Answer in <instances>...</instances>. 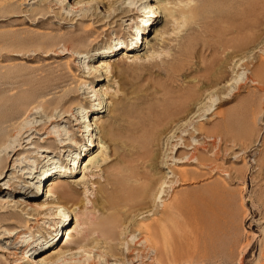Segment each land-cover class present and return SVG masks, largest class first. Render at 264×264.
<instances>
[{
    "label": "rangeland",
    "instance_id": "rangeland-1",
    "mask_svg": "<svg viewBox=\"0 0 264 264\" xmlns=\"http://www.w3.org/2000/svg\"><path fill=\"white\" fill-rule=\"evenodd\" d=\"M78 1L52 0L53 10L62 15L50 17V29H41L34 22L50 12L38 14V0H0V169L5 165L0 190L14 185L38 195L34 200L0 195V200L11 196L39 204L47 202L46 191L55 185L75 188L72 197L59 199L71 220L65 226L59 223L53 241L47 235L39 242L57 221L54 211L16 209L24 218L4 226L18 235L1 237L0 264H26L16 248L23 245L17 241L25 233V240L34 241L38 250L54 244L55 252L66 251L61 264H115L113 250L130 254L125 264H264V91L253 80L255 69L264 67V0H192L191 19L183 23L178 11L173 20L163 15L146 34L142 48L141 39L131 44L132 38L154 2L112 0L119 13L126 7L135 10L126 14L130 17L119 15L113 24L95 27L96 17L85 22L78 18L96 12L109 20L114 11L81 7ZM155 1H169L168 7L178 9L176 0ZM92 28L96 32L86 40H70ZM64 43L72 46L71 56H44L64 54ZM112 50L117 52L105 58ZM103 59L109 68L94 73ZM100 74L104 81L97 80ZM92 87L102 89L100 101H94ZM101 102V113H85L99 110ZM86 115L91 123L99 118L92 126L96 142L78 166L83 169L94 159L98 163L83 172L78 168L72 178L46 176L41 183L40 174L73 167L68 160L77 161L74 157L90 144L73 127L76 117ZM158 116L154 125L147 124ZM60 118L56 124L48 122ZM105 123L120 126L113 143H105ZM198 127L208 136H198ZM25 133L30 138L19 143ZM62 138H74L81 147L61 153L57 144ZM101 141L105 148L98 145ZM51 143L57 147L50 148ZM197 144L201 146L194 150ZM45 149L51 153H42ZM137 151L138 159L133 155ZM44 155L46 159L40 157ZM191 155L198 159L196 164ZM181 170L187 173L183 181L173 176ZM130 174L148 176L149 181H128ZM116 180L151 188L137 203L122 196L118 218L128 221L122 229H104L112 239L105 243L90 227L109 220L113 211L96 208L94 201L101 202V186ZM163 209L169 212V229H132L133 218L142 220ZM83 238L100 243L101 250L81 251L72 244Z\"/></svg>",
    "mask_w": 264,
    "mask_h": 264
},
{
    "label": "bare ground",
    "instance_id": "bare-ground-1",
    "mask_svg": "<svg viewBox=\"0 0 264 264\" xmlns=\"http://www.w3.org/2000/svg\"><path fill=\"white\" fill-rule=\"evenodd\" d=\"M64 1H70V0H64ZM116 1V0H115ZM150 1H152V2H154V3H156V4H158V5H154V3L152 4V3H149L148 4V9H146L145 10V12H144V15H142V17H143V19H142V21H141V23L140 24H138V27H137V31L135 32V34H134V37L132 38V43L131 44H138V40L139 39H141V41H142V44H141V48H142V45L144 44V42H145V38H146V34L148 33V32H150L151 30H152V27L154 26V23L156 22V21H158L160 18H162L163 17V15L165 16V17H167V18H171V20H173V19H175L176 18V14H177V11H178V14L180 15L179 17L181 18V20L183 21V23H185L188 19H189V17H190V19L192 18L191 16V14H192V12H191V3H193L192 2V0H176L177 1V3H176V1H175V6L176 7H178V9L177 10H174L173 8H170V7H168V6H170L171 5V2L170 3H168L166 0V2H165V4L164 5H162V1L160 2V1H155V0H150ZM171 1V0H170ZM38 5H37V12H38V14L40 13L41 14V12H44V11H46V12H44V13H47V12H50V14H42V15H44V17H41V16H38L37 17V19H39L38 21H36V22H34V24L35 25H38L41 29H50V27L51 26H49L48 25V22H47V19L49 20L50 19V17H57V16H59V15H62V14H59V13H56L53 9V6H54V4H53V2H52V0H38ZM117 3V2H116ZM166 3H168V4H166ZM78 4L80 5H82L83 7L85 6V7H87V6H89L90 8L89 9H91L92 7L94 8H96L97 7V9H99V8H105L106 10H108L109 12H112V11H114V13H116V14H114L113 12H112V14H110V16L109 17H107L108 19L109 18H111V19H109V20H105L103 17L102 18H100L99 16L100 15H98L96 12L95 13H93V14H89V13H83V14H81V16H80V18H78V20H80V21H82V22H85V21H91L90 20V18H94V17H96L95 19H94V21H96V26L95 27H100V26H104V25H106L105 23H107V25H108V23H109V25L113 22V20L115 19V18H117L119 15H124V18H127V17H130V14L129 15H126L127 13H129V12H131L132 10H135V7H131V8H129V7H126V8H124V11L123 12H121V13H119V12H117V10L118 9H116V7L115 8H113V2H112V0H79L78 1ZM170 4V5H169ZM78 5V6H79ZM80 5V6H81ZM81 6V7H82ZM193 8V7H192ZM195 8V7H194ZM72 8H70V10H71ZM75 9V8H74ZM35 10V11H36ZM95 10V9H94ZM127 10H129L128 12H127ZM137 10V9H136ZM32 12L33 14L34 13H36V12ZM193 12H194V9H193ZM52 13V14H51ZM100 13H102V12H100ZM191 13V14H190ZM32 14V15H33ZM177 14V15H178ZM188 14H190V16H188ZM47 15V16H46ZM137 15H140L141 16V13H137ZM30 16V15H29ZM14 17H18V16H14ZM2 19V18H1ZM60 19H63L64 20V18H62V16H61V18ZM117 19H119V18H117ZM152 19H155L154 20V22L152 21ZM179 19V18H178ZM73 21V20H72ZM102 21V22H101ZM176 21V20H175ZM178 21V20H177ZM151 22H153V23H151ZM113 24V23H112ZM135 24V23H134ZM137 24V23H136ZM129 25H131V24H129ZM141 25V26H140ZM150 25V29L148 28V26ZM148 28V29H147ZM105 30H107V28H105ZM133 27H132V30L130 31L132 34L134 33L133 32ZM122 31V30H121ZM139 31H140V33H142V35L139 33ZM240 31V30H239ZM96 32V29L95 28H92L91 30H88L87 32H85V33H83L80 37H76V36H73V37H71L70 38V40H86V38H88V37H90V35H92L93 33H95ZM138 33V34H137ZM63 40V39H62ZM1 42H3V40H0ZM0 42V44H2ZM64 42V41H63ZM4 43V42H3ZM64 45H65V48H64V54H58V53H54V52H51V53H49V54H47V55H44L45 57H50V56H56V57H61V56H65V55H69V56H71L72 54H71V52H73V48H72V46L71 45H69L68 43H64ZM138 46V45H137ZM136 46V47H137ZM117 47V46H116ZM125 47L126 48H130L131 47V45H128V44H126L125 45ZM134 48H136L135 47V45L133 46ZM5 48V47H4ZM1 50V49H0ZM7 50V49H6ZM3 51H5V50H3ZM19 51V50H18ZM88 51V50H87ZM22 52V51H21ZM117 51H115V50H112V51H110V52H108L107 53V56L105 57V58H107V57H109L111 54H114V53H116ZM3 53V52H2ZM19 53V52H18ZM87 53V52H86ZM125 53V52H124ZM36 55V54H35ZM7 56V54H5V57ZM14 57H19V55H17V54H15V55H13ZM22 56V55H21ZM126 56H127V54H126ZM128 58H131V57H133V56H127ZM74 58H76V59H79V56H74ZM80 60H81V58H80ZM105 62L106 61H104V59L102 60V61H100V66L99 67H96V70H95V72L94 73H98V72H100L101 73V71L102 70H104V69H106V68H109V65H107L106 67H105ZM89 65H87L86 66V68L85 69H88L90 72H88L89 73V76H91V75H93L94 73H93V71H92V68H89L88 67ZM91 71H92V73H91ZM97 71V72H96ZM87 73V74H88ZM210 74L209 73H207L204 77L205 78H207L208 76H209ZM93 77V76H92ZM87 78V77H86ZM98 79L97 80H99V81H104L106 78H104L103 77V74H100V76H98L97 77ZM253 80H254V82L256 83V84H258V86L261 88V90H263L264 91V67H259V68H256L255 69V71H254V73H253ZM85 85H87V83H85ZM259 88V89H260ZM92 89H93V91H94V98H95V100L94 101H100V97H102L103 95H104V93H103V91H102V89H98V90H96V88L95 87H92ZM96 90V91H95ZM105 96V95H104ZM185 99V98H184ZM225 100H230V98L228 99V97L227 98H225ZM224 100V101H225ZM186 101V100H185ZM90 102V101H89ZM221 103H223V102H220V104ZM95 106V105H94ZM99 106H100V112H99V110H96V109H94V108H90L89 109V111L88 112H85L86 114L87 113H90V115H89V117L91 116V115H97V114H99V113H101V110L103 109V102H101L100 104H99ZM180 109V108H179ZM119 110V109H118ZM73 114V113H72ZM71 115V114H70ZM70 115H66L65 117H70ZM208 115H210V114H208ZM161 116V115H160ZM160 116H158V117H156V118H151V120L149 121V123H148V121H147V124H149V125H154V123L155 122H157V120H159V118H161ZM85 118H86V120H85ZM87 117V115L86 116H82V118L80 117H76V119H75V121H74V125H73V127H75L76 128V131L78 132V133H80L81 134V137H83L84 135L88 138V141L90 142V144L89 145H85L84 146V148L82 149V151H80V155H79V157H74L75 159H78L77 161H73V160H68L69 162V164L71 163V162H73L74 163V165H73V167H70V168H61L60 170H55V171H49V172H46V173H44V174H40V176L41 175H43L41 178L39 177L38 179L41 181V183H43L42 181H43V178L44 177H46V176H48V177H57V179L56 180H60V178H72L74 175H76V171H77V169L79 168L80 169V166H81V164L78 166V164H79V162L81 163V161H82V159L85 157L86 158V156H88V155H90L89 154V149H88V147H90V146H94L95 144H94V142H96V141H94V140H92V134L94 133H92V131H93V128H92V126L93 125H95V124H97L98 123V121H99V118H94V120H93V123H91V121H90V118H88ZM163 119V118H162ZM148 120V119H147ZM169 120H171V117L169 118ZM60 121H62V119L60 118V119H52V120H50V121H48L51 125H53V124H56V123H58V122H60ZM201 121H203V120H201ZM50 125V126H51ZM100 125V124H99ZM49 126V127H50ZM8 127V126H7ZM10 127V126H9ZM95 128V127H94ZM102 128H103V130L105 131V136H104V140H105V143L107 142H109V143H113V141H115V139H117L118 138V134H119V130H120V126H116V125H114V124H112V123H105L104 125H102ZM204 129L205 128H196V132H198V136L199 135H205V136H208V134H209V132H206L207 130H205L204 131ZM30 130V129H29ZM48 130H49V128H48ZM27 131V130H26ZM34 130H31V131H28V132H33ZM28 132H27V134H28ZM35 132V131H34ZM195 133V132H194ZM26 134V133H25ZM25 134H23V135H20L21 136V139H20V141H19V143L20 142H22V143H25V139H29L30 138V136L29 135H25ZM37 134H39V133H37ZM60 136V135H59ZM20 138V137H19ZM34 139H35V137H34ZM74 139V138H73ZM66 140V139H64L63 140V138H62V140H61V144L59 145V144H57V146L59 147V148H61V153H71V151H68V150H70V149H68V150H66V148H71V147H75L76 149L77 148H80L81 146L79 145V143L77 142V140ZM95 140L97 139V138H94ZM29 143V142H28ZM43 143V142H42ZM55 143V142H54ZM54 143H51L49 146H50V148H56L57 146H56V144H54ZM100 144H103L102 143V141L101 142H99L98 143V145H100ZM105 146V144H103L102 145V148H105L104 147ZM195 146V145H194ZM201 145L200 144H197L196 145V148H194V150L195 149H199V147H200ZM85 147H87V148H85ZM186 148V147H185ZM183 146H179L178 147V149H185ZM203 148H204V145H203ZM207 148V147H206ZM21 149H23V148H21L20 147V149L18 148V150H16V151H19V150H21ZM26 149H35L34 147H32V148H26ZM138 149V148H137ZM193 149V148H192ZM189 150V149H188ZM51 153L50 151H48V150H43L42 151V153ZM143 152V151H142ZM59 154V153H58ZM128 154H130V153H128ZM139 154H140V152L139 151H137V152H135V153H133V155L134 156H136V158L138 159V156H139ZM193 154V153H192ZM194 155H196V154H194ZM194 155H191L190 156V158H191V161H192V163H195L196 164V162H198V159L196 158V156H194ZM131 156V155H130ZM41 158H43V159H46L47 158V156H40ZM84 158V159H85ZM132 159V158H131ZM4 161V160H3ZM7 161V160H6ZM134 161V160H133ZM196 161V162H195ZM3 163V162H2ZM98 162H97V160L96 159H94V160H90L89 161V163L86 165V166H84L83 167V169H80L82 172L84 171V170H87L88 168H91L92 166H94V165H96ZM185 162H180L179 164H184ZM3 165V167L0 169V178H2L3 176V169L5 168V165H4V163L2 164ZM201 166V165H200ZM130 167V166H129ZM75 169V171H73ZM79 170V171H80ZM33 172V171H32ZM32 172L31 173H29V174H32ZM45 172V171H44ZM33 173H37V172H33ZM212 173V172H211ZM27 174V173H26ZM142 174V173H141ZM141 174H136V175H131L129 178H128V181H132V182H137L138 180H139V178H143V180H148L149 179V177L148 176H143V177H141ZM173 176H175L176 177V180H177V178L179 179V180H184L185 179V177L187 176V173H186V171H184V170H181V171H178V172H176V173H173ZM35 178V177H34ZM26 179H31V180H33V177L32 178H30V177H28V178H26ZM125 179V178H124ZM117 181V182H116ZM116 181H108V183H109V185L108 186H110V187H108V186H106V187H103V186H101L100 187V189H99V193L101 194V196H102V199H100L101 200V202H99V203H101V204H99L98 203V200H96V201H94V206L96 207V208H98V207H102V209L103 210H107V211H113L110 215H109V220H107V221H104L101 225H99V226H94V227H90V229H91V231L93 232V234L95 233L96 235H98V239L99 238H102V239H104V242L105 243H107V242H109V241H112V239H111V237H110V231L108 232V231H105L104 229H111V230H113V229H122V225H124V223L125 222H127V221H123L124 223H122L121 222V220H119V218H118V214H120V213H118V210H120V208H118V206L120 205L119 203V201L121 200V198H122V196L124 197H128L129 199H131L132 201H135L136 203H137V201H139L140 202V200L144 197V195L146 194V192L149 190V187L148 188H146V187H139V186H137L136 184L135 185H130V184H128L127 183V185L126 184H124L123 182H121V181H119V180H116ZM127 181V182H128ZM149 181V180H148ZM61 182V181H60ZM124 182H126V181H124ZM139 182V181H138ZM159 182V181H158ZM41 183L39 184V185H41ZM162 184V182H160V188H161V185ZM155 185H157V184H155ZM163 185H164V183H163ZM158 186V185H157ZM28 188H29V186H28ZM36 188H38V186L36 187ZM40 188H41V186H40ZM151 188V187H150ZM159 188V189H160ZM33 189V188H32ZM74 187L73 186H71V187H66L65 186V184H59V185H55V187L54 188H50L49 190H47L46 191V193H47V195H46V201L47 202H42V203H39V204H37V203H32V202H30V201H28V200H34V199H36L37 197H38V195H36L35 194V192L33 191H31L32 193H28V192H26V191H23L22 189H19V188H17V186H14V185H9V186H5L4 187V189H2V190H0V195H13V194H15V195H20V196H24V197H26V199H28L27 201L25 200V199H23V200H20V201H18V200H16V199H10L11 198V196H9V198H5V199H2V200H0V207H1V209H2V211H0V240H1V237L2 236H6V238H14V237H16L17 238V235H18V232L15 230V229H4V226L5 225H12V224H14L16 221H20V223H21V221H22V218H24L23 217V213L21 212V211H19V210H16L17 208H19V207H23V209L25 210L26 208L28 209V210H30V211H38V212H44V211H47V210H51V211H54V214H55V216H56V218L55 219H57V221H56V223H55V225L53 226V228H51V230H49V231H47L45 234V236L39 241V242H42L43 240H45V239H47L46 238V236L47 235H49V237L52 239V241L58 236H54V235H52L53 233L54 234H57V231H58V228H59V223L60 222H65L64 223V226L66 225V222L67 221H69V220H71L70 219V216L68 215V213H67V211L65 212V208H63L64 206H62V204H60V202H59V199H66V198H68V197H72L74 194H75V191H74ZM45 190V189H44ZM2 191V192H1ZM4 200V201H3ZM67 200H69V199H67ZM61 201V200H60ZM127 202V201H126ZM129 202V201H128ZM62 203V202H61ZM124 203V202H123ZM130 203V202H129ZM129 203H126L125 205H126V207H127V205L129 204ZM155 203V202H154ZM153 203V204H154ZM132 204V203H131ZM130 204V205H131ZM122 205V204H121ZM7 206V207H6ZM134 206V205H133ZM155 206V205H154ZM121 207V206H120ZM130 207V206H129ZM163 207V206H162ZM165 207V206H164ZM14 208V210H11V209H13ZM118 209V210H117ZM121 209H122V207H121ZM146 209V208H145ZM138 210V209H137ZM143 210V209H142ZM50 211V212H51ZM122 212V211H121ZM144 212V211H143ZM127 213V212H126ZM131 213V212H130ZM54 214H50L51 216L52 215H54ZM126 215V214H125ZM128 215H130V214H128ZM120 216V215H119ZM123 216V215H122ZM136 216V215H135ZM123 217H125V216H123ZM126 218H127V216H126ZM129 218V217H128ZM28 220H35L34 218H32V217H30V216H28V218H27ZM120 219H122L121 217H120ZM168 219H169V212L166 210V209H163V211H159V210H155L154 211V213L152 214L151 213V215L150 216H146L145 217V219H142V220H136V219H134L133 218V220H135V222H134V225H133V228L132 229H169L170 227H169V223H168ZM7 221V222H6ZM3 223V224H2ZM16 224V223H15ZM127 224V223H126ZM3 225V226H2ZM27 225H28V223H27ZM64 226H63V229H62V235H63V232L65 231L64 230ZM171 226V225H170ZM124 227H125V225H124ZM149 232V231H148ZM161 232H164V230L163 231H161ZM111 233H113V232H111ZM122 233V232H121ZM150 233V232H149ZM77 234L79 235V233L77 232ZM148 234V233H147ZM150 235V234H149ZM148 235V236H149ZM152 236V235H151ZM28 238V236H27V233H25L23 236H22V239H18V241H17V243L19 244H23V245H21V246H17L16 248L18 249V250H20V252H21V254H22V259L24 260V263H26V264H61L62 262V257L63 256H65L66 255V251H56L55 252V246H54V244L48 249V250H45V249H40V250H38L37 249V246H36V244L34 243V241H32V242H28L27 240H25V239H27ZM122 238V237H121ZM97 239V240H98ZM147 239V238H146ZM77 241V243H72V244H77L79 247H80V250L82 251V249H84L85 247L86 248H88V249H90V250H94V249H100V246H99V244L100 243H98V242H94V241H92V242H89V241H87V238L86 239H79V240H76ZM96 241V240H95ZM98 241H100V240H98ZM47 242H48V240H47ZM151 243V242H150ZM24 244H26V245H24ZM48 244H49V242H48ZM154 244V243H153ZM152 244V245H153ZM155 246V245H154ZM82 247V248H81ZM84 247V248H83ZM156 249H157V247H156ZM89 250V251H90ZM101 250V249H100ZM85 251V250H84ZM33 252H34V255L35 256H31L30 254H33ZM112 252V251H111ZM124 251H121V250H113V252H112V257H114V258H112V259H115V260H113V261H115V264H125V261H124V257H125V255L126 256H128V255H130L128 252H126V254H124L123 253ZM131 252V251H130ZM78 253V252H77ZM100 253H102V251H100ZM264 256V255H263ZM159 258V257H158ZM161 260H162V258H160ZM41 263H40V262ZM66 262H67V260H66ZM65 263V262H64ZM68 263V262H67ZM75 263V262H74ZM77 263V262H76ZM161 263V262H160Z\"/></svg>",
    "mask_w": 264,
    "mask_h": 264
}]
</instances>
